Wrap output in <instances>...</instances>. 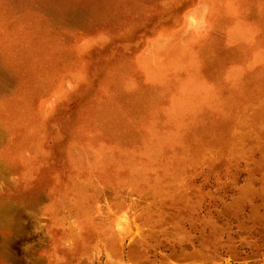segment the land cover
Here are the masks:
<instances>
[{
	"label": "rangeland",
	"instance_id": "374dc122",
	"mask_svg": "<svg viewBox=\"0 0 264 264\" xmlns=\"http://www.w3.org/2000/svg\"><path fill=\"white\" fill-rule=\"evenodd\" d=\"M0 264H264V0H0Z\"/></svg>",
	"mask_w": 264,
	"mask_h": 264
}]
</instances>
